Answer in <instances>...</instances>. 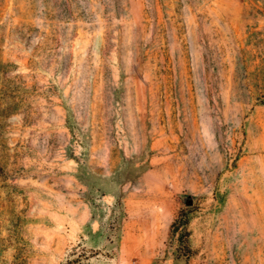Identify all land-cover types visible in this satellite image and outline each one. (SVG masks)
I'll use <instances>...</instances> for the list:
<instances>
[{
    "label": "rangeland",
    "instance_id": "obj_1",
    "mask_svg": "<svg viewBox=\"0 0 264 264\" xmlns=\"http://www.w3.org/2000/svg\"><path fill=\"white\" fill-rule=\"evenodd\" d=\"M0 264H264V0H0Z\"/></svg>",
    "mask_w": 264,
    "mask_h": 264
}]
</instances>
